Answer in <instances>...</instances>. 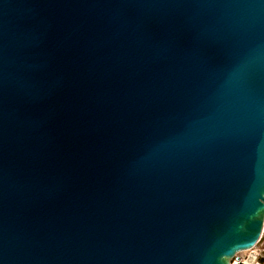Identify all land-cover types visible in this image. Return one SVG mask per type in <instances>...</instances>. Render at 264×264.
Segmentation results:
<instances>
[{
    "label": "water",
    "instance_id": "95a60500",
    "mask_svg": "<svg viewBox=\"0 0 264 264\" xmlns=\"http://www.w3.org/2000/svg\"><path fill=\"white\" fill-rule=\"evenodd\" d=\"M264 227V0H0V264H229Z\"/></svg>",
    "mask_w": 264,
    "mask_h": 264
},
{
    "label": "built area",
    "instance_id": "2783aa9c",
    "mask_svg": "<svg viewBox=\"0 0 264 264\" xmlns=\"http://www.w3.org/2000/svg\"><path fill=\"white\" fill-rule=\"evenodd\" d=\"M263 231L255 245L247 250L237 253L231 260V264H264V242L262 241Z\"/></svg>",
    "mask_w": 264,
    "mask_h": 264
},
{
    "label": "rangeland",
    "instance_id": "374dc122",
    "mask_svg": "<svg viewBox=\"0 0 264 264\" xmlns=\"http://www.w3.org/2000/svg\"><path fill=\"white\" fill-rule=\"evenodd\" d=\"M262 241L264 242V227H263Z\"/></svg>",
    "mask_w": 264,
    "mask_h": 264
},
{
    "label": "clouds",
    "instance_id": "9594fccd",
    "mask_svg": "<svg viewBox=\"0 0 264 264\" xmlns=\"http://www.w3.org/2000/svg\"><path fill=\"white\" fill-rule=\"evenodd\" d=\"M229 264H231V262H229Z\"/></svg>",
    "mask_w": 264,
    "mask_h": 264
},
{
    "label": "snow or ice",
    "instance_id": "6c2138e0",
    "mask_svg": "<svg viewBox=\"0 0 264 264\" xmlns=\"http://www.w3.org/2000/svg\"><path fill=\"white\" fill-rule=\"evenodd\" d=\"M233 264H235V262H233Z\"/></svg>",
    "mask_w": 264,
    "mask_h": 264
}]
</instances>
